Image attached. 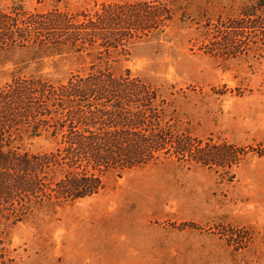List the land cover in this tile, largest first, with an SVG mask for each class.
Masks as SVG:
<instances>
[{
    "label": "rangeland",
    "instance_id": "obj_1",
    "mask_svg": "<svg viewBox=\"0 0 264 264\" xmlns=\"http://www.w3.org/2000/svg\"><path fill=\"white\" fill-rule=\"evenodd\" d=\"M103 4L139 7L151 31L122 29L117 48L108 34L55 48L13 20ZM100 71L140 77L156 127L206 153L232 146L233 164L203 166L169 145L141 167L106 171L82 200L0 201V264H264V0H0V98L13 102L0 100V150L35 156L58 144L62 109L48 101L44 115L27 114L18 86ZM63 174L40 173L48 186Z\"/></svg>",
    "mask_w": 264,
    "mask_h": 264
},
{
    "label": "trees",
    "instance_id": "obj_2",
    "mask_svg": "<svg viewBox=\"0 0 264 264\" xmlns=\"http://www.w3.org/2000/svg\"><path fill=\"white\" fill-rule=\"evenodd\" d=\"M140 12L134 5L126 10L118 4H103L91 15L57 13L31 15L22 20L5 15V19L14 18L15 25L45 32L55 48L66 44L77 48L79 43L86 42L95 47L97 39H105L107 34L112 39L108 47L117 48L124 45L122 29L134 33L151 31ZM15 90L21 105H26L27 114L44 115L42 107L50 101L55 110L62 109L63 116L55 126L58 144L54 151L34 156L0 150L1 202L12 204L11 199L19 194H46L61 203L91 197L103 189L102 176L106 171L141 167L161 151H168L169 145L176 156L194 155L203 166L224 161L233 164L232 146L210 154L204 148H196L189 139H173L167 131L156 127L155 93L149 84L130 72L117 76L100 71L55 85L40 79L21 84ZM36 94L41 97L33 98ZM5 99L0 98L1 107L3 103L7 109L13 102ZM36 119L39 125L42 120L38 116ZM52 166L64 168V174L54 186H48L40 173Z\"/></svg>",
    "mask_w": 264,
    "mask_h": 264
}]
</instances>
